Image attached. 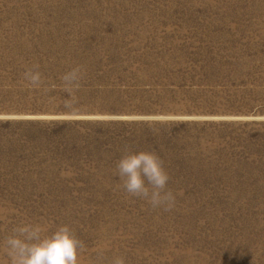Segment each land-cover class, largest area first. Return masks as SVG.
<instances>
[{"label": "rangeland", "instance_id": "rangeland-1", "mask_svg": "<svg viewBox=\"0 0 264 264\" xmlns=\"http://www.w3.org/2000/svg\"><path fill=\"white\" fill-rule=\"evenodd\" d=\"M128 145L171 211L121 187ZM22 223L69 225L78 264H264V0H0V264Z\"/></svg>", "mask_w": 264, "mask_h": 264}, {"label": "clouds", "instance_id": "clouds-1", "mask_svg": "<svg viewBox=\"0 0 264 264\" xmlns=\"http://www.w3.org/2000/svg\"><path fill=\"white\" fill-rule=\"evenodd\" d=\"M83 76L84 70L78 65L61 74L59 79L64 91L71 94L78 90ZM23 79L30 87H41L43 80L38 65L26 68ZM116 174L129 196L146 201L153 209L161 208L167 212L174 208L176 195L168 187L169 174L155 151L125 146L116 162ZM83 247L67 224L57 225L46 233L38 224L22 223L4 239L11 264H78V252ZM110 264H126L125 258L114 256Z\"/></svg>", "mask_w": 264, "mask_h": 264}]
</instances>
